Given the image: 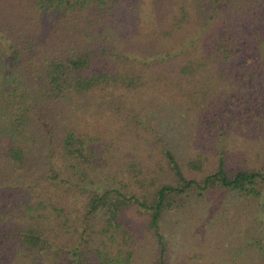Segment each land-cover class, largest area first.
Listing matches in <instances>:
<instances>
[{
	"label": "trees",
	"instance_id": "obj_1",
	"mask_svg": "<svg viewBox=\"0 0 264 264\" xmlns=\"http://www.w3.org/2000/svg\"><path fill=\"white\" fill-rule=\"evenodd\" d=\"M0 264H264V0H0Z\"/></svg>",
	"mask_w": 264,
	"mask_h": 264
},
{
	"label": "rangeland",
	"instance_id": "obj_2",
	"mask_svg": "<svg viewBox=\"0 0 264 264\" xmlns=\"http://www.w3.org/2000/svg\"><path fill=\"white\" fill-rule=\"evenodd\" d=\"M261 107V106H259ZM257 109V108H256ZM234 131L231 130L229 133H227L226 135H223L222 137V141L226 142L229 146L230 149L232 151V153L239 158V160L242 161L245 158V151H247V141L244 140V137H246V135H242L241 137V142H236ZM259 137H262V135H258ZM221 145V144H220ZM222 146V145H221ZM223 204L224 205H233L236 204L238 202L237 197H231V196H227L225 197V199H223Z\"/></svg>",
	"mask_w": 264,
	"mask_h": 264
}]
</instances>
